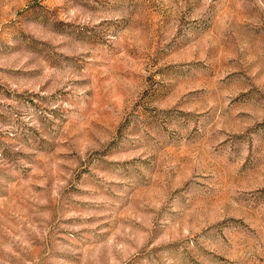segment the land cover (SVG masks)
I'll list each match as a JSON object with an SVG mask.
<instances>
[{
    "label": "rangeland",
    "instance_id": "1",
    "mask_svg": "<svg viewBox=\"0 0 264 264\" xmlns=\"http://www.w3.org/2000/svg\"><path fill=\"white\" fill-rule=\"evenodd\" d=\"M0 264H264V0H0Z\"/></svg>",
    "mask_w": 264,
    "mask_h": 264
}]
</instances>
